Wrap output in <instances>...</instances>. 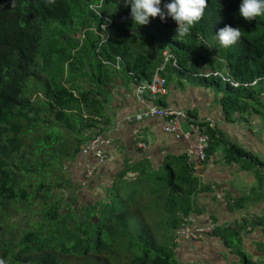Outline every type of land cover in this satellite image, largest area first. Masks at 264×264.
I'll return each instance as SVG.
<instances>
[{"label":"trees","instance_id":"obj_1","mask_svg":"<svg viewBox=\"0 0 264 264\" xmlns=\"http://www.w3.org/2000/svg\"><path fill=\"white\" fill-rule=\"evenodd\" d=\"M121 1L99 6L100 0H0L4 264H182L172 238L182 216L202 214L195 199L208 188L192 165L176 169L170 160L165 174L146 164L131 167L138 176L125 179V171L100 187L93 203L81 196L86 199L81 205L73 195L84 182L75 185L71 174V164L111 124L109 87L119 80L151 79L165 64V51L172 58L162 75L193 78L226 93L222 104L231 123L234 114L244 119L252 102L263 104L264 16L247 21L239 14L241 0H207L190 33L177 36L172 18L165 25L149 19L139 26ZM120 16L126 17L124 23H117ZM103 18L114 23L107 35ZM226 25L242 31L241 40L228 48L216 38ZM145 35L154 41L151 46ZM222 70L239 83L237 88L214 75ZM210 136L208 157L224 146L227 163L254 170L262 181V161L227 142L217 128ZM91 168L95 176L97 168L87 167L84 177ZM244 203L233 205L242 209ZM246 228L245 219L229 229L217 226L213 237L238 257L233 264H264V244L260 256L244 251Z\"/></svg>","mask_w":264,"mask_h":264},{"label":"crops","instance_id":"obj_2","mask_svg":"<svg viewBox=\"0 0 264 264\" xmlns=\"http://www.w3.org/2000/svg\"><path fill=\"white\" fill-rule=\"evenodd\" d=\"M182 77L177 74H168L170 90L161 102L150 99L147 102L139 101L136 94L137 83L119 80L115 85L109 87L113 94V103L110 109L111 124L106 127L103 134L108 136L112 142L111 145L102 149L108 154L109 159L106 163L99 164L92 154H80L77 162L71 168L74 184L81 186V182H84V186L77 189L81 204L86 199H80V196L92 199L87 201L90 204L93 203L98 196L99 188L104 185L109 186L117 177L124 175L125 171L127 172L125 179L127 177L134 178L133 174L138 176L139 173L134 169L130 171L131 167L140 168L141 165L146 164V167L155 173L165 174L166 165L170 160L174 162L176 169H183L187 164L190 166L199 164L197 158L194 157L192 160L187 156V150L193 146L194 140H177L172 135L166 134L162 129L163 121L161 119H137L138 115L159 104L186 110L198 120L212 119L227 142L254 156H256L254 153H258V151L264 154V130H261L262 136H255L259 129L255 127L258 126L259 119L262 115L264 116V113L249 106V113L244 114V119H241L238 114H234L233 123H231L226 120L228 116L222 104L224 96L216 95L213 88L205 87L193 78H190L192 81L190 84L185 85L180 80V78L183 79ZM173 79H177L178 87L173 84ZM263 96L264 93L260 98L262 103H264ZM251 104L256 105L257 103L252 102ZM259 105L264 107L263 104L257 106ZM184 124L187 129L184 128ZM184 124L182 125L183 131L188 132L189 125ZM242 125L249 127V134H244L245 128ZM237 142H242L244 146L252 150H245L238 146ZM141 143H146L147 147L141 148ZM223 147L215 148L207 161L201 164V168L195 171L202 184L208 187L197 195L195 203L199 209L205 211L202 222L207 217L211 220L214 218L216 221H212L222 229H229L244 218L249 226L243 232L244 251L248 253L251 249L258 251L259 246L264 244V226L260 222L261 214H259V210H264V203L260 202L264 199L262 197L259 200L253 199L251 202L253 206L247 205L249 201L245 200L242 209H235L233 204L236 201L244 200L239 186L246 181L247 184H251L259 177L253 173L254 170L241 168L242 164H226L225 162L223 164L226 151ZM256 157L262 161L258 156ZM87 167L97 168L95 176L89 180H85L83 174ZM249 171L253 174L251 179L247 177L245 181L238 179V177H244V174L246 176ZM261 174L264 177V167H261ZM244 208L250 210L248 215L255 216L253 217L255 218L254 226L249 224L253 221L246 218L248 215L242 214ZM185 244L201 245L206 250L214 251L220 259V264H229L230 261L238 260V257L224 247L222 241L217 237L207 236L200 241L181 240L177 243L176 250ZM202 258H204L203 261H210L207 256Z\"/></svg>","mask_w":264,"mask_h":264},{"label":"built area","instance_id":"obj_3","mask_svg":"<svg viewBox=\"0 0 264 264\" xmlns=\"http://www.w3.org/2000/svg\"><path fill=\"white\" fill-rule=\"evenodd\" d=\"M169 93L167 80L158 74H155L151 79L140 83L137 88V98L141 102L151 101L160 102ZM161 119L163 121L162 129L165 133L172 135L177 140H194V144L187 150L189 159L197 158V163L193 165V170L197 171L201 168V164L207 161V151L210 148L211 136L210 130L215 129L216 124L212 119L198 120L191 117L186 111L166 105H157L143 114L138 115L137 119ZM187 122L189 131L184 132L182 125ZM112 140L103 135L96 136L86 146L83 151L84 155L92 154L99 164H104L109 157L102 150L104 147L111 145ZM141 148L147 147L146 143H141ZM95 168H91L86 173V177H91ZM216 224L210 221L207 225L196 223L193 215L183 216L182 223L177 229L175 235V243L181 240L197 241L204 236L213 235L216 229Z\"/></svg>","mask_w":264,"mask_h":264},{"label":"clouds","instance_id":"obj_4","mask_svg":"<svg viewBox=\"0 0 264 264\" xmlns=\"http://www.w3.org/2000/svg\"><path fill=\"white\" fill-rule=\"evenodd\" d=\"M104 3H105V0H100L99 6L104 5ZM120 4L124 5L123 7L131 8L130 15L136 25H139V26L146 25L150 22L149 19H151V21H153L156 25H165L172 18L178 24L177 36H185L190 33L192 26L203 17L204 10L207 5V0H122ZM239 14L247 21H253L257 17L264 16V0H241V3L239 5ZM103 19L105 20L106 24L103 25L102 28L104 31V35H107V30L112 25L113 22L112 20L108 18H103ZM120 19H123V20L120 21ZM116 20H117V23H124L126 20V17L120 16ZM241 37H242V31L239 27L234 28L228 25L221 28L216 35V38L220 42L221 46L225 48L235 45L237 42L241 40ZM163 55L165 57V64L162 65L155 72V74H158L161 76H163L162 72L165 71L166 64L172 58V56L167 51H165ZM173 65L176 66V63L174 62ZM214 75L224 76L223 80L225 81V83L230 82L232 86L235 88L239 86V83L233 82L228 77V75L226 74V70L216 72L214 73ZM165 79L167 80V78ZM145 81H148V80H142L139 83H137L136 93H137V88L140 85V83H144ZM167 84L170 90L168 80H167ZM251 85H256V82L252 83ZM186 112L191 116L190 112L188 111ZM184 123H187V122H184ZM216 128L217 127H215V129ZM103 136L108 137L106 135H103ZM85 179L89 180L91 179V177L85 176ZM204 212L205 211H202V214L192 213L189 215H193L195 217L197 224L207 225L212 220L207 217L205 221L202 222L204 219ZM242 220H240V222ZM181 223H182V219H181ZM179 226L177 227V229L179 228ZM177 229H176V232H177ZM176 232L172 239H173L174 245H176L177 247V243H175ZM213 235H208V236H213ZM204 237H207V236H204ZM202 238L197 241L202 240ZM189 241H192V240H189ZM0 264H4V261L0 260Z\"/></svg>","mask_w":264,"mask_h":264},{"label":"rangeland","instance_id":"obj_5","mask_svg":"<svg viewBox=\"0 0 264 264\" xmlns=\"http://www.w3.org/2000/svg\"><path fill=\"white\" fill-rule=\"evenodd\" d=\"M78 36H80V34L79 35H75L74 34L72 37L78 39ZM145 37L148 40L147 43L149 44V46H151L154 43V41L152 39L148 38L147 35H145ZM182 78L183 79L180 78V80L185 85L186 84H190L192 82L190 80V78H187V77H182ZM173 84L177 85L176 87L179 86L178 82H177V79H173ZM213 90L215 91L216 95H221V96L226 95V93L221 92V94H220L217 90H215V89H213ZM263 98H264V96H263ZM251 106L254 107L255 109L261 111L262 113H264V107H261L260 105L257 106L255 104H251ZM263 106H264V103H263ZM183 126H184L185 129H187L186 124H184ZM242 126L245 128L244 134H249V131H250L249 127H247L245 125H242ZM255 128H259L256 131L257 133L255 134V136H259V137L262 136L263 133H262L261 130H264V116L263 115L260 117L259 124ZM237 144H238V146L244 148L247 151H251L252 150L251 148H249L247 146H244L242 144V142H237ZM254 154L256 156H258L264 162V154L261 153V151H258V153H254ZM224 162L226 164H228L225 161V159H224V161H222V163L224 164ZM75 163L71 164V168H72V166ZM253 173H255V172H253ZM252 175L253 174L251 173V171H249V172L246 173V176L244 174V177L243 176L242 177H238V179L245 181L246 177L251 179ZM262 178H263L262 181L260 179H257L255 181H253V183H251V184H247V181H246V182L242 183L243 185L239 186L241 188L244 200H246V201L248 200L249 201V204L247 203V205L253 206L251 204L253 199L259 200L260 197H262L264 199V190H263L264 189V185H262L264 183V177H262ZM67 195L69 196V194H67ZM102 195H104V194H102ZM73 196L77 199L76 200L77 205H81L80 200L78 198L79 197L78 193H74ZM87 200H92V199H88L87 198ZM260 202L262 204L264 203L263 200L260 201ZM247 207H250V206H247ZM243 210H244V213H242V214H244V216L248 215L249 212H250V210H246V208H244ZM259 214H261L260 222L264 223V210H259ZM253 217H255V216H253V215L252 216H250V215L246 216V218H250L253 221V223H254V219L255 218H253ZM212 220L216 221L214 218ZM263 230H264V228H263ZM23 234H24L23 232H21L20 235L16 233V235H14L13 238H15L16 236H17V238H19L20 236L22 237ZM263 249H264V245H263ZM176 253H177L178 259L180 260V262H182V264H220V261H219L220 259L218 258V255L216 253H214V251H210L209 249H207V250L204 249L201 245L190 246L189 244H185L183 247L180 246V248H178L176 250ZM249 253L254 254L255 256H260L261 255V254L258 253L257 250H253V249L249 250ZM203 256L204 257L207 256L210 259V261H203L204 260V258H202ZM74 262L75 261H71V263H74ZM230 262H229V264H233V262H236V261H230ZM221 264H225V263H221Z\"/></svg>","mask_w":264,"mask_h":264},{"label":"water","instance_id":"obj_6","mask_svg":"<svg viewBox=\"0 0 264 264\" xmlns=\"http://www.w3.org/2000/svg\"><path fill=\"white\" fill-rule=\"evenodd\" d=\"M123 19H120V21H122ZM258 253L260 254V252L258 251Z\"/></svg>","mask_w":264,"mask_h":264}]
</instances>
